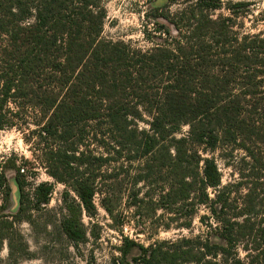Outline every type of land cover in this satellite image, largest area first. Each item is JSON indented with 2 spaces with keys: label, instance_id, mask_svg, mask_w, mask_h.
Here are the masks:
<instances>
[{
  "label": "trees",
  "instance_id": "trees-1",
  "mask_svg": "<svg viewBox=\"0 0 264 264\" xmlns=\"http://www.w3.org/2000/svg\"><path fill=\"white\" fill-rule=\"evenodd\" d=\"M190 2L176 13L151 7L162 21L141 48L103 37V0H0V130H27L34 160L23 164L76 195L68 237L87 240L81 218L96 215V196L114 226L126 197L163 210L166 229L191 230L195 218L205 228L148 246L127 237L112 264H264V32L232 31L242 3L213 18L219 0ZM219 161L231 170L226 183ZM8 167L19 189L12 216L28 219L54 185L30 184L9 160L0 212ZM6 217L0 230L14 224Z\"/></svg>",
  "mask_w": 264,
  "mask_h": 264
},
{
  "label": "rangeland",
  "instance_id": "rangeland-1",
  "mask_svg": "<svg viewBox=\"0 0 264 264\" xmlns=\"http://www.w3.org/2000/svg\"><path fill=\"white\" fill-rule=\"evenodd\" d=\"M107 9L103 37L113 41H124L134 47L148 48L151 43L147 40L145 29L155 33L156 21H162L150 16L151 7L167 5L163 12L176 13L188 8L190 0H103ZM219 8L212 11L213 18L220 16L231 17V6L236 3L244 4L243 11L235 19L232 31L240 36L249 33L264 32V0H219ZM140 126L147 128L145 123ZM188 127L181 128V134L186 133ZM27 130L10 128L0 130V170L3 164L13 160L19 168L26 169L27 179L32 184L50 182L54 185L51 200L47 205L31 212L28 219L16 221L15 215L19 207V189L16 181L17 171L6 168L5 173L11 186V196L8 209L1 211L6 219L14 224L5 230L8 239L0 245V264H112L113 258L121 256L119 247L125 244V238L148 246L156 241L173 240L181 236H194L204 233V226L195 218L191 230L178 229L174 225L166 229L167 214L163 210L155 216L152 205L146 203L137 209L128 204L125 197L120 209L123 225L114 226L107 212L102 208L100 196H96L97 213L89 216L82 214L81 222L87 232V240L77 242L69 238L63 230V221L68 208L79 203L76 195L65 185L57 183L49 177L40 166L36 168V177L30 166L24 161H33L34 157L30 145L25 141ZM223 172V182L231 179V170L219 161ZM133 171V169H132ZM142 185V184H141ZM139 185V187L141 186ZM31 185L26 190L30 191ZM144 191V189H143ZM0 193V205L2 204ZM204 213V210L201 214ZM132 249L128 258L137 254Z\"/></svg>",
  "mask_w": 264,
  "mask_h": 264
}]
</instances>
